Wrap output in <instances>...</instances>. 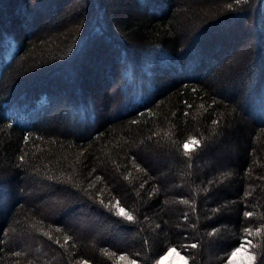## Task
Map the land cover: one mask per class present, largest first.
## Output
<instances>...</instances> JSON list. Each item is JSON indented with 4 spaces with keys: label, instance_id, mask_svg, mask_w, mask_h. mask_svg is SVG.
<instances>
[{
    "label": "trees",
    "instance_id": "trees-1",
    "mask_svg": "<svg viewBox=\"0 0 264 264\" xmlns=\"http://www.w3.org/2000/svg\"><path fill=\"white\" fill-rule=\"evenodd\" d=\"M0 188V264H262L264 0H0Z\"/></svg>",
    "mask_w": 264,
    "mask_h": 264
},
{
    "label": "rangeland",
    "instance_id": "rangeland-1",
    "mask_svg": "<svg viewBox=\"0 0 264 264\" xmlns=\"http://www.w3.org/2000/svg\"><path fill=\"white\" fill-rule=\"evenodd\" d=\"M248 42L249 41H248L247 37L246 38L243 37V39H241V40L239 39V41H237L238 46L234 50H232L233 54H236V57H238L236 60H239V61H235V65L238 64L239 62H243V60L246 57H248V55H249V52H248L249 44H248ZM107 56L110 58L113 57L114 52L111 51L109 54L107 53ZM1 192H2V189L0 188V194H1ZM85 215L86 214H79V215H75L74 217H71V219H74V221H77L76 222L77 226L79 228H81V230H83V231L89 229L87 220L91 221L89 216L85 217ZM92 223L94 225H96V224H98V226L100 225L98 220L95 222L92 220ZM238 248H241V251L235 257L234 264H247L248 255L251 254V252L249 251V247L247 246V244H244ZM176 252L179 253V256H177L176 254L168 255L166 259H163V264H184V262L187 261V258L183 254H181L178 250H176ZM165 253L157 260V264H161L162 258L165 256ZM180 257H183V260H181ZM187 264H188V261H187ZM226 264H227V262H226Z\"/></svg>",
    "mask_w": 264,
    "mask_h": 264
},
{
    "label": "snow or ice",
    "instance_id": "snow-or-ice-1",
    "mask_svg": "<svg viewBox=\"0 0 264 264\" xmlns=\"http://www.w3.org/2000/svg\"><path fill=\"white\" fill-rule=\"evenodd\" d=\"M197 144H198V141L195 139L187 141L183 145L185 152L191 151L190 146L197 145ZM119 215L128 221H133V219H134V217L132 215H130L129 213L125 212V210L123 208L119 209ZM251 215H252L251 212H244L245 217H250ZM259 231H260V229H257L258 233H259ZM66 242H67V239H66ZM191 247L195 248V247H197V245L192 244ZM240 251H241V248H237L234 251H232L231 255L229 257H227V264H234V259ZM172 254H176L177 256H179V253L176 252L175 248H169V249H167L165 256L162 258L161 264H163V259H166L168 255H172ZM125 259H127V258L124 256L120 257V260H125ZM180 259L183 260V257H180ZM255 261H256L255 255L249 254L248 258H247V264H255ZM129 264H135V262L129 261ZM184 264H187V261H185ZM262 264H264V262H262Z\"/></svg>",
    "mask_w": 264,
    "mask_h": 264
}]
</instances>
